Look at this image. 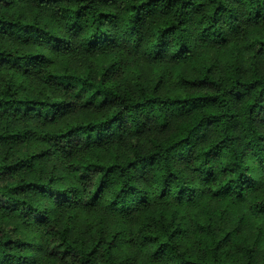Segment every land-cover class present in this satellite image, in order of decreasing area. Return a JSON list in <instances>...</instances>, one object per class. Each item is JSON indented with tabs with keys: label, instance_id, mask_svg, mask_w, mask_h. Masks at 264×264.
Masks as SVG:
<instances>
[{
	"label": "trees",
	"instance_id": "1",
	"mask_svg": "<svg viewBox=\"0 0 264 264\" xmlns=\"http://www.w3.org/2000/svg\"><path fill=\"white\" fill-rule=\"evenodd\" d=\"M46 10L57 27L40 16L24 19L6 14L11 4L0 0V36L16 46L0 43V66L23 75H38L58 89L70 92L96 117L66 122L57 130L40 134L41 140L71 156L78 150L112 148L108 159L100 154L86 157L72 166L74 181L59 187L55 179L25 176L44 153L0 160V210L20 217L27 225L37 224L46 232L42 250L59 264L66 256L71 264H132L114 256L117 238L103 245L102 259L96 246L72 238L71 221L55 222L61 207L105 211L126 217L152 202L197 207L208 195L230 197L242 202L247 192L264 182V72L252 67L247 73L238 59L215 75L203 64L197 76L177 75L183 88L198 92L160 91L161 80L151 87L137 82L130 90L106 82L107 70L77 72L59 70L54 56L74 52L87 56L122 46L131 54L151 62L170 59L181 62L192 57L194 44L225 45L232 37H243L251 50L264 53V38L249 29L264 27V0H25ZM8 3V4H6ZM248 25V26H245ZM205 88V90L203 89ZM71 103L31 94H20L7 84L0 88V145L32 139L36 132L10 126L17 114L57 121L71 112ZM51 151V149H48ZM123 154H120V152ZM65 155V156H66ZM183 166L192 171L196 180ZM224 175L219 179V174ZM3 174H7L3 179ZM213 183V188L205 184ZM48 199L51 207L41 203ZM253 208L264 214V200ZM70 219V218H69ZM137 238L154 261L170 264H264L248 243L237 254L221 250L220 241L210 235L205 253L182 248L183 228L163 218H140ZM39 245L0 231V264H40L32 250Z\"/></svg>",
	"mask_w": 264,
	"mask_h": 264
},
{
	"label": "rangeland",
	"instance_id": "2",
	"mask_svg": "<svg viewBox=\"0 0 264 264\" xmlns=\"http://www.w3.org/2000/svg\"><path fill=\"white\" fill-rule=\"evenodd\" d=\"M11 4L1 8L6 14L19 16L24 19H33L40 16L43 22L57 27L58 22L46 11H39L32 2L25 0H10ZM8 4V3H6ZM248 26V25H245ZM249 27V26H248ZM261 36L264 38V27H251L247 34L250 36ZM0 43L6 46L15 47L10 39L0 36ZM192 57L185 61L176 62L169 57L160 62H151L131 54L129 48L118 46L111 51L96 52L84 56L80 52H74L70 56H54L55 67L59 70L87 72L92 71L94 75L101 70H107L106 82L116 84L120 87L135 90L137 82L143 83L146 87L153 86L160 78L162 81L160 91L163 93L174 91L198 92L199 88L190 86L183 88L177 84V75L181 74L187 78L197 76L198 70L203 64L212 68L215 75L222 72L228 63L238 59L241 66L247 73L252 67L264 72V53L251 50L246 40L241 37H232L225 45H211L208 43L194 44ZM17 88L20 94H31L50 98L51 100L61 99L71 103L72 109L65 117L57 121L46 122L37 116L28 117L17 114L10 119V126L16 128H28L36 132V135L23 143L0 145V160L7 155L10 160H16L24 155H36L48 151L45 156L35 161V165L25 172V176H42L44 180L55 179L59 187H67L74 181L71 166L75 162L83 161L86 157L100 154L105 159L113 153L112 148H102L96 151L78 150L71 156L63 152L55 151L50 145L45 144L40 134L57 130L66 122H75L81 119H92L96 117L93 110L85 108L84 104L70 92L58 89L47 83L38 75L23 76L8 67L0 66V88L7 84ZM205 90V88H203ZM5 123L0 121V129ZM258 127L264 132V123H258ZM48 149H51L49 151ZM124 151L120 152L123 154ZM45 154V153H44ZM66 155V156H65ZM183 169L192 176V171L183 166ZM7 174H3V179ZM224 175L219 174V179ZM6 180V179H4ZM207 188H213V183L205 184ZM205 202L197 207L177 206L168 202H152L144 210L133 212L122 217L105 211L103 206L92 209L64 208L61 207L55 213V222L63 226L66 221H71L72 238L79 243L96 246V257L102 259L103 245L114 236L117 238L114 248V256L118 261L130 259L132 264H170L165 261H154L144 247L139 246L137 238L138 222L140 218L147 217L152 223L154 219L163 218L167 222L174 221V225L180 224L183 232L179 239L182 248H189L199 255L205 253L206 243L210 241V235L201 229L199 225L210 228L211 233L221 243V250L237 254V247L248 243L256 250V256L260 259L264 256V214L258 213L253 208L254 200H264V182L258 188L247 192V198L242 202L232 200L230 197L215 198L208 195ZM41 203L47 207L52 206L50 200H42ZM70 218V219H69ZM0 231L8 232L11 237L21 236L24 240L34 243L40 249L32 250L33 255L40 260V264H56L53 258L42 250L46 242V232L43 227L37 224L27 225L24 221L13 214H7L0 210ZM192 248V249H191ZM74 257L66 256L59 264H71Z\"/></svg>",
	"mask_w": 264,
	"mask_h": 264
}]
</instances>
